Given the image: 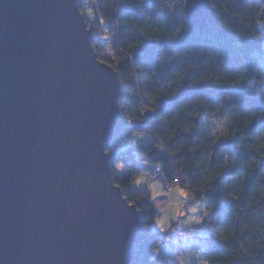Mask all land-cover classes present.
Masks as SVG:
<instances>
[{"label": "trees", "instance_id": "obj_1", "mask_svg": "<svg viewBox=\"0 0 264 264\" xmlns=\"http://www.w3.org/2000/svg\"><path fill=\"white\" fill-rule=\"evenodd\" d=\"M177 2L172 9L159 0L81 1L96 52L122 83L125 127L107 151L115 183L142 213L139 264H174L156 255L159 213L151 190L133 183L140 158L210 214L205 261L264 264L263 2L211 0L217 18L204 32ZM206 119L227 120L228 135L203 132ZM135 134L151 141L121 149L122 138Z\"/></svg>", "mask_w": 264, "mask_h": 264}, {"label": "water", "instance_id": "obj_2", "mask_svg": "<svg viewBox=\"0 0 264 264\" xmlns=\"http://www.w3.org/2000/svg\"><path fill=\"white\" fill-rule=\"evenodd\" d=\"M81 1L0 0V264L140 261L142 213L107 151L122 83ZM183 10L200 32L217 18L211 0Z\"/></svg>", "mask_w": 264, "mask_h": 264}, {"label": "crops", "instance_id": "obj_3", "mask_svg": "<svg viewBox=\"0 0 264 264\" xmlns=\"http://www.w3.org/2000/svg\"><path fill=\"white\" fill-rule=\"evenodd\" d=\"M134 136L132 135L131 137ZM140 141L144 142L139 144L149 143L151 138L149 136L141 137ZM139 144L128 146H137ZM139 161L141 173L143 172L145 179L136 187H147L151 190L152 205L159 211L160 216V210H171V207L175 205L173 196L177 188L172 186L169 190H165L166 193L162 192L161 188L165 189L163 182L159 179L149 178L153 169L152 162L147 158H140ZM182 215L178 211L172 212V215L166 220L165 227L158 222V218L154 222L153 230L160 233L163 238L156 255L174 264H196L199 260V254L202 253L209 243V235L200 220L190 221L189 213H187L185 218ZM202 232L207 234L206 238H203Z\"/></svg>", "mask_w": 264, "mask_h": 264}, {"label": "rangeland", "instance_id": "obj_4", "mask_svg": "<svg viewBox=\"0 0 264 264\" xmlns=\"http://www.w3.org/2000/svg\"><path fill=\"white\" fill-rule=\"evenodd\" d=\"M159 1L163 2L166 6L172 8V9H177L179 6L177 0H159ZM85 4H86V6H88L87 3H85ZM227 125H228L227 120L206 119L203 121L202 131L207 133V134H210L211 136H213L215 138H219V137L223 136V134H222L223 132L227 131ZM128 128L129 127L126 128V131L128 130ZM145 136L148 137L147 134H139V135L135 134L134 137L124 136L122 138L121 149H125V147H127L128 145H131V144H139L141 142H144V141H140V139H141V137H145ZM117 170H118V177H122L124 174L123 166L121 165V167L117 168ZM142 173L140 174L139 177L143 176ZM137 185H139V183L134 184L135 187ZM175 188H177V190L175 191V194L173 196V202H175V205L171 207V210L163 209V211H161L159 209L161 212V215L158 217V221H160V220L166 221L168 219V217L172 215V212L175 213L178 211L180 214L181 213L183 214L182 216L184 218L187 216V213H189L190 214V218H189L190 221L200 220L201 224H203V226L205 228L207 226V223L204 221L205 217H203V216L205 215L206 212L205 211L203 212L202 203L199 202V204H196L195 202H189L188 193H187L186 189L183 188L182 186H179V185L175 186ZM165 190H166V188L165 189L161 188V191L164 193H166ZM189 207H196L197 211L194 213L187 211V209ZM158 213H159V211H158ZM202 235H203V238H206V236H207V234L205 232H202Z\"/></svg>", "mask_w": 264, "mask_h": 264}, {"label": "built area", "instance_id": "obj_5", "mask_svg": "<svg viewBox=\"0 0 264 264\" xmlns=\"http://www.w3.org/2000/svg\"><path fill=\"white\" fill-rule=\"evenodd\" d=\"M150 179H159L163 182L164 187L166 189H170L172 187V185L167 181L166 176L164 175V173L162 172L161 168L159 167V165H154L153 169L149 175ZM179 179L175 180V183H178ZM205 217V219L207 220V223H209V221L211 220L210 214L209 213H205V215L203 216ZM207 232H210V228L207 226L206 228ZM196 264H209L207 261H205L202 257V253L199 254V260Z\"/></svg>", "mask_w": 264, "mask_h": 264}, {"label": "clouds", "instance_id": "obj_6", "mask_svg": "<svg viewBox=\"0 0 264 264\" xmlns=\"http://www.w3.org/2000/svg\"><path fill=\"white\" fill-rule=\"evenodd\" d=\"M81 11H84L83 9H81ZM130 47H135V45H131ZM129 54H131V53H129ZM193 115H195L194 113H193ZM187 127H191V125H189V126H187ZM187 127H186V131H187ZM223 135H228V133L227 132H223L222 133ZM115 167L116 168H120L121 167V165L120 164H116L115 165ZM143 179H145V177H143V176H141V177H139L138 179H134L133 180V183H138V181H140V180H143ZM118 187H119V185H117ZM183 194V193H182ZM192 199L193 200H195V197H192ZM195 203L196 204H199V200H195ZM187 211H190V212H196L197 211V208L196 207H189L188 209H187ZM163 227H165L166 226V221H164V220H160V221H158Z\"/></svg>", "mask_w": 264, "mask_h": 264}, {"label": "snow or ice", "instance_id": "obj_7", "mask_svg": "<svg viewBox=\"0 0 264 264\" xmlns=\"http://www.w3.org/2000/svg\"><path fill=\"white\" fill-rule=\"evenodd\" d=\"M141 182V180L140 181H138V183H140Z\"/></svg>", "mask_w": 264, "mask_h": 264}]
</instances>
